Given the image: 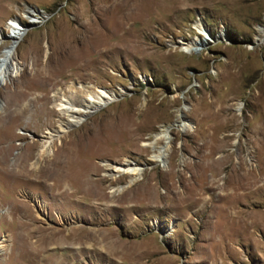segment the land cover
<instances>
[{"label": "rangeland", "instance_id": "1", "mask_svg": "<svg viewBox=\"0 0 264 264\" xmlns=\"http://www.w3.org/2000/svg\"><path fill=\"white\" fill-rule=\"evenodd\" d=\"M95 2L0 0V52L14 25L27 30L13 55L18 71L0 84V238L9 244L0 264H264V0H178L176 11L158 0V10L138 9L126 35L111 40L95 30L114 28V14L96 21ZM195 38L204 41L200 52L180 51L179 42ZM70 83L83 97L88 89L116 99L57 133L32 165L46 135L67 121L53 99ZM131 120L142 122L133 139ZM163 124L171 126L168 152L157 163L149 142ZM56 154L77 176L66 207L38 182L36 169L49 170ZM121 161L142 167L140 178L107 175L106 164ZM244 172L253 185L242 195ZM82 176L90 185L105 178L106 200L94 204ZM18 204L50 234L73 228L86 250L60 243L31 253L20 238L8 241L18 227L8 211ZM102 233L118 236L125 251L103 248L95 240Z\"/></svg>", "mask_w": 264, "mask_h": 264}, {"label": "bare ground", "instance_id": "2", "mask_svg": "<svg viewBox=\"0 0 264 264\" xmlns=\"http://www.w3.org/2000/svg\"><path fill=\"white\" fill-rule=\"evenodd\" d=\"M177 1L178 0H171V4H170L169 8H171L172 10H175V11L177 9H179V8L175 7V3ZM230 1H232L234 4H237V3L240 4L243 0H230ZM134 2H135V4H134ZM158 4H159L158 0H101V4H98V2H95L92 10L94 12V17H95L96 21L99 20L98 16L101 13L106 14L109 11L112 12L114 14V17H115V20H114L115 21V27L108 29V32H105V34L101 33L98 30V28H96L95 31L99 32V35H97V36L103 37L104 40H111L114 37H118V39H119V36H121L123 34V32L125 33L124 29H126L125 27L127 25V21L129 19L130 15H132L138 9L139 10L137 12H140V13L141 12L150 13L151 10H158L159 9ZM238 7H239V9H242V11L246 12L245 14H247V11H248L247 8L248 7L246 8V6H243L244 8H242V5H239ZM134 14H136V12ZM133 22L135 23V22H137V20H135ZM141 22H142V20H141ZM96 24H97V22H96ZM14 27L16 28V32L9 36V38H8L10 40L9 43L6 44L5 47L0 52V84L5 80L7 75L10 76L14 73L16 74L18 71V67H17L18 65H16L13 62V55L15 53V50H16V47H17L19 41L25 35L27 30L23 26L19 27V26L14 25ZM197 28H199V30L197 29L198 32L202 33V31H201L202 27L199 24L197 25ZM130 34H131V32H130ZM125 35H126V33H125ZM259 35H260L259 36L260 38L264 37V29H260ZM126 38L127 37L125 36V39ZM134 39H135V37H134ZM134 39L132 38V40H134ZM132 40H130V41L132 42ZM138 42H139V40H138ZM128 43H130V42H128ZM132 43H134V42H132ZM179 43L181 45V48H180L181 52L191 53V52H200L202 50L201 45L204 44V41L201 39L195 38V39H191L189 41H183V42L181 41ZM141 48H142V46H141ZM119 49H122L121 51H123L126 48L122 46ZM138 49H139V47H138ZM140 51H141V49H139V52ZM80 88H79V90H80ZM77 90L78 89H77L76 84L70 83L69 85L66 86L65 91H62V93L58 92L57 96L54 97L53 101H54L55 105L60 109L62 115H65L67 117L66 118L67 121L65 124H60L59 129L54 130V131H50L48 133V135H46V137L44 139L45 143H43L40 146V148L37 152V157L34 160V162L32 163V165H34L36 162H38L40 159H42L44 154L49 152L48 146L51 143L52 139L57 135V133L62 132V131H66L67 127L77 123L80 120V118L82 116H84L86 113L90 112V110L92 108H99V107H101L107 103H110L116 99V97L113 96V94H110L104 90H101V91H90L88 89L80 90V92L85 94L86 97H83L80 94H77L76 93ZM89 97L94 98V100H96V101H94L93 103L90 102ZM141 123L142 122H140V121H135V122L132 121L131 124L128 123V125L130 127H132L133 124L135 126L134 128H129V129L127 128L125 130L126 132L128 131L127 133H128L129 139H133L134 131L132 132V130L133 129H139V127L142 126ZM120 125H121V123H120ZM170 129H171L170 125L163 124V125H161V128L159 129L158 133L152 135L151 141L149 142V145H150L149 147L151 148V151L153 152L151 158L154 162H157V163L164 162L165 154L168 152L166 146L169 142V131H170ZM157 139H163L164 144L156 147L155 143H156ZM155 148H156V150H155ZM57 155L58 154L54 155L53 158L50 159L51 166L49 167V170H46V167H43V169L42 168L36 169L37 172H40V175L43 176L42 180H40V181L38 180V182L41 184L42 187L48 188L51 191L50 194H52V196L54 198L61 199L60 206H62L63 204L64 205L66 204L69 206L70 203H72V199H71V195L73 193V190H71L73 188L72 184H73V182H76L77 176H76L75 171L70 169L72 163L69 161H68L69 166H67V170H66L68 172L64 173V171H63L64 169L62 167H61L62 169L60 168V163L62 162V160L60 161L61 157L59 158V156H57ZM218 159L219 158H217L216 161H218V162H216V163H218L217 166L220 167L221 164H220V161ZM29 160H30V158H29ZM104 164H106V163H104ZM106 165H107L108 171H110L107 175H109L112 179H113V175L111 174V171L119 170V171L124 172L126 174L132 175V178L130 179L131 183L140 178L141 171L143 170L142 167L135 165L133 163H130L129 161L128 162L127 161H121V162H119V164H106ZM63 167H65V166H63ZM248 174H249V172L245 173L244 174L245 176L242 175V178L245 177V181H246L245 191L242 193V195H245L247 193V190H249L252 187L251 185H253L252 184L253 181H251V177ZM80 178L81 179H79V184L84 186L83 188L87 190L88 194L94 197V204H99L101 201L106 200V198L108 196L106 193H104L105 188L102 186V183H101L102 181L105 180V178L94 179V182L96 181V184H92V185H90L91 179L88 176H82ZM47 180H52V183L47 184ZM242 181H244V180H242ZM76 186H78V185H76ZM66 187H69L70 189L67 191ZM233 189H234V187H233ZM221 190H224V189H221ZM226 190H228V189H226ZM230 190H231V188H230ZM113 191H114V189L110 190L108 192L113 194ZM21 201L22 200H20V202ZM34 202H35V205L38 204V206H40L42 208V210L44 209V204H43L42 200H35ZM66 205L64 207H66ZM127 209H129V208H127ZM73 211H75V210H73ZM8 213L11 216V221H17V223H18L17 231H15L14 233H10V239L8 241H15V238H18V239L20 238L22 246L27 247L28 252H31V253L34 252L35 253L36 249L42 250L43 248H46L48 246L52 247V246H54L56 244H60V243H65L66 247L69 249V251L80 250V252H81V250H86V248H87L86 244H89V243H87V240L84 239L83 237L82 238L78 237L77 233H75V232L72 233V231H74L73 228H71L72 230L71 229L68 230V232L62 233V230H60L61 232L60 233L58 232L57 234L48 233L47 228L43 227L41 224H39V222H40L39 217L34 216L32 213H30L28 207L25 204H18V205H14V206L10 207ZM60 216L61 217H59V220L62 219L63 220L62 222H64V219L62 218L63 216L62 215H60ZM51 227H54V226H51ZM86 231H87V229H86ZM103 233H105V232H103ZM103 233L101 234L102 236H100V237L96 236V238H95V240H97L99 243H101L100 245L103 248H105L111 252H116L118 254H121L125 251L127 244L120 242L118 239V236H116L115 234L113 235L111 233L103 235ZM93 236L95 237V235H93ZM32 238H34V239H32ZM5 242H6L5 238H0V250H5L7 248V246L5 245ZM6 244H7V242H6ZM7 245H9V244H7ZM33 249H35V251H33ZM27 254L29 255L30 253H27ZM19 255H20V253H19ZM10 257L11 256H9V258ZM52 264H63V263H61L60 260L56 259L52 262Z\"/></svg>", "mask_w": 264, "mask_h": 264}]
</instances>
